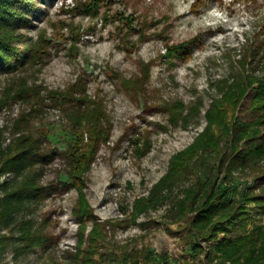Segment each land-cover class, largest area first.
I'll list each match as a JSON object with an SVG mask.
<instances>
[{
    "label": "rangeland",
    "instance_id": "1",
    "mask_svg": "<svg viewBox=\"0 0 264 264\" xmlns=\"http://www.w3.org/2000/svg\"><path fill=\"white\" fill-rule=\"evenodd\" d=\"M25 1L27 20L11 28L19 58L13 69L0 66V209L22 174L44 191L9 218L0 214V264H72L92 220L104 235L101 251L118 257L96 254L101 264H144L151 253L156 264H217L208 241L192 238L177 215L198 172L182 171L155 207L137 213L135 205L157 194L172 156L206 128L208 115L246 119L245 81L264 77V0ZM89 120L101 121L100 129L90 125L97 144L88 142ZM30 146L48 156L23 172L5 168L9 155ZM260 175L235 171L232 195ZM258 207L250 204L229 234L264 224ZM26 233L45 244L33 248L21 240Z\"/></svg>",
    "mask_w": 264,
    "mask_h": 264
},
{
    "label": "trees",
    "instance_id": "2",
    "mask_svg": "<svg viewBox=\"0 0 264 264\" xmlns=\"http://www.w3.org/2000/svg\"><path fill=\"white\" fill-rule=\"evenodd\" d=\"M30 6L32 4L25 0H0V66L4 68L13 69L19 58L16 47L11 44L13 39L11 28H14L18 21L27 20L25 9ZM245 83L247 88H251L248 99L252 102L249 114L244 117L246 119L235 116L234 121L229 123L225 118L217 121L208 115L209 124L206 128L192 143L172 156L170 170L153 187L157 194L153 198L141 197L135 205L137 213L144 208L155 207L167 197L166 194L162 195V192L169 188L172 182L177 181L182 171L191 169L198 172L195 183L186 189L184 198L178 204L177 215L193 232L192 238L208 241V256L217 260V264H264V224H254L245 233L229 234L235 230L238 223L243 224L242 220L250 204H255L264 211V171L259 168L261 161L264 160V77L255 78L252 75ZM224 94L228 96L230 92L225 90L223 97ZM222 116L226 117L225 111ZM214 121L220 126V134L212 129ZM97 122L100 129L99 120L84 123H87L89 143L97 144L100 140L99 134L97 137L94 135V127H90L95 126ZM90 150L87 152L85 150V155L89 157L84 160V165H88L92 159L94 149ZM47 156L48 152L31 146L22 147L13 155H9L3 165L5 168L23 172L27 164L34 160L43 161ZM238 170L258 171L261 175L258 178L259 182L246 186L237 196H233L232 181L235 177L234 172ZM71 176L69 173L68 178ZM22 178L21 187L7 193L5 197L0 209V214L5 218H9L20 204L31 199L32 195L43 194V187L36 181V177L25 173L22 174ZM257 189L259 192H255ZM82 206L85 209L82 213L89 216L92 213L90 207L86 202H82ZM92 221L94 225L87 243L82 247V239L80 240L79 247L72 257V264H101V258L111 257L118 260L111 251L107 253L101 251V248H104V235L98 223ZM21 240L30 241L33 248L46 242V238L40 237L38 233L32 235L26 233ZM196 246L200 244L194 241L193 247ZM96 254L101 258H96ZM160 258L163 259L162 255ZM156 260L152 253L144 254V264H156Z\"/></svg>",
    "mask_w": 264,
    "mask_h": 264
}]
</instances>
